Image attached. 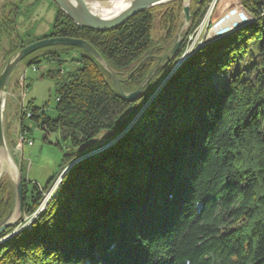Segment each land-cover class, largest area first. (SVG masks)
<instances>
[{
	"label": "trees",
	"instance_id": "16d2710c",
	"mask_svg": "<svg viewBox=\"0 0 264 264\" xmlns=\"http://www.w3.org/2000/svg\"><path fill=\"white\" fill-rule=\"evenodd\" d=\"M212 1L195 0L191 30ZM181 4L105 32L80 28L58 10L44 39L89 42L125 92H134L173 46ZM162 7L168 10L159 35L154 12ZM237 7L254 21L246 25V14L236 11L233 30L244 27L206 44L172 73L183 46L133 101L119 96L82 49L57 46L81 51L82 67L49 76L57 81L55 119L33 103L28 120L46 133L45 143L57 134L69 152L43 187L30 189L23 177L21 223L60 184L29 227L15 233L18 224L0 236V264H264V2L218 0L210 25ZM20 16V4L11 5L0 23V44L6 40L13 53L27 46L13 39ZM40 58L59 62L60 52L41 49L23 62L36 67ZM29 132L21 121L24 138ZM56 146L62 150L59 140ZM14 204L12 182L2 181L0 224Z\"/></svg>",
	"mask_w": 264,
	"mask_h": 264
},
{
	"label": "rangeland",
	"instance_id": "374dc122",
	"mask_svg": "<svg viewBox=\"0 0 264 264\" xmlns=\"http://www.w3.org/2000/svg\"><path fill=\"white\" fill-rule=\"evenodd\" d=\"M88 1H108V0H88ZM177 1L182 2L181 4L182 10L180 12V20H179L178 30L175 36V42L178 38L177 36H178L179 28L185 26L184 25L185 20L183 16L184 4L182 0H177ZM217 1L218 0H214L212 1V3L209 4L204 18L202 19L199 27L195 30H191V28L194 19V14L198 13L199 6L196 5L195 0L191 1L190 4L191 15H192L191 24L189 27L185 26L181 34V37H185L181 48L184 46L185 49L179 61L174 66L172 73L177 72L179 68L182 67L184 63L197 50L204 47L206 44L213 42L214 40H218L226 36L227 34L232 33L235 25V23L232 20V15L236 11L242 10L246 14L249 20L246 25L254 21V17L248 11H246L242 7H237L235 8L237 10L230 13L222 23H220L216 28L212 29L214 25L211 26L210 21L212 19V14L214 12V8ZM256 1L264 2V0H256ZM15 4H20L21 16L17 20L16 35L13 37V39L15 37H18V41H24V42L26 41L27 46H29L37 41L43 40L44 37L49 36L53 27L54 19L57 15L58 10H60L53 1L1 0L0 23L2 22L3 19L6 18L5 16L8 15L11 5L14 6ZM177 6L178 4L175 5L176 10L179 9ZM167 10H168L167 7H162L161 9H158L154 12L155 34L162 35L164 33V31L163 32L161 31V25L163 19L165 18ZM242 27H239L238 29ZM227 30H232V31L218 37H213L215 31L220 34ZM16 45H19V42H17ZM51 48L52 51L60 52L59 62H49L44 58H40L38 60V64L36 67L35 66L29 67L25 62L21 61L13 69L7 85L8 94H7V104L5 111V132H6L7 144L13 158L16 159L18 168L22 169V175L25 178V180L28 182L30 189L35 184L43 187L49 179H51L52 177H57L61 171L63 156L69 152L68 146H66L65 143L60 140L57 134H50L48 136V140L50 142L49 143L44 142L43 138L46 135V133L41 131L36 123L28 120V117L30 116V108L34 103L35 106L45 111L47 116H49L52 119H55L57 116L55 111L56 108L55 88L57 81L49 76L54 72L55 73L60 72L61 75L72 73L82 67L81 64L79 63V60L82 55L81 51L79 50L67 51L59 47H55V48L50 47L49 49ZM20 50L14 53L10 51L9 44L7 43L6 40H4L2 44H0V74L4 70L7 63L15 55H17V53ZM148 83L143 87V90L148 85ZM21 121L25 122L26 126L30 128V132L27 135L28 138L27 141L33 142L32 145H29L27 141L22 140L25 136L24 134H21ZM58 140L61 142L62 150L56 146V142ZM23 143L25 144L23 145ZM8 180H10L9 176L4 175L1 180L0 187L2 181H8ZM59 181H60L59 179L56 180L52 188L47 193H45L44 200L40 208L30 217H26L24 219L25 223H21V224L19 223V226L15 229L16 232H19L24 228L29 227L31 225V220L34 219L35 216L37 218V216H39L41 213L44 212L46 208V202L47 200L50 201L53 195L55 194L57 189L56 190L54 189L55 187L58 188ZM14 193H15V186H14ZM44 204H45V208H43Z\"/></svg>",
	"mask_w": 264,
	"mask_h": 264
},
{
	"label": "water",
	"instance_id": "95a60500",
	"mask_svg": "<svg viewBox=\"0 0 264 264\" xmlns=\"http://www.w3.org/2000/svg\"><path fill=\"white\" fill-rule=\"evenodd\" d=\"M1 1V0H0ZM53 1L58 8L70 19L74 22V24L80 28H85L93 31H111L114 29L119 28L120 26L124 25L128 20H130L132 17L136 16L137 14H140L142 12L152 10L158 6H163L169 3H172L177 0H129V4L127 7L119 13L117 16L112 18H103L96 14H94L86 5V0H51ZM111 1V0H108ZM108 1H95V2H108ZM183 4V16H184V25L189 27L192 20L191 15V8L190 0L188 3H186L184 0ZM237 9L232 10L229 12L225 17L220 19L213 27H217L220 23L224 21V19L233 11ZM182 26L179 28L178 31V38L176 42L174 43L173 47L167 51L159 60V64L150 72L148 77L146 78V81L144 84L138 88L134 92H125V90L122 87L121 79L118 77L116 72L110 67V65L106 62V60L102 57V55L97 51V49L91 45L89 42L81 39H72V38H64V37H52L43 39L40 41H37L22 50H20L17 55H15L5 66L4 70L0 74V91H1V98L4 97V95L8 94V81L10 78V75L13 71V69L26 57L31 55L32 53L45 49L50 47H57V46H70V47H77L82 49L84 52H86L88 55H90L101 67L102 69L109 74L111 79L114 82L115 90L119 94V96L126 101H133L135 100L142 92L143 87L152 79V77L163 67L169 64L171 61L174 60L177 53L179 52L185 37H181L182 31L184 30V27ZM236 30H233L234 32ZM7 104V98L4 102V108H6ZM5 123V110L4 112H0V148H5L7 151H10L8 144L6 143L5 135H4V124ZM23 141H27L28 139L23 138ZM29 145H32L33 142L27 141ZM32 143V144H30ZM25 143H23L24 145ZM22 145V146H23ZM15 164L18 168L16 159ZM80 161V160H79ZM78 163V161L76 162ZM19 176L16 181H12V183L15 186V204L14 209L12 213L10 214L9 218L0 225V236L6 232L9 228L16 227L19 223L22 221V215H23V204H24V189H23V175H22V169L18 168ZM3 177L0 178V183ZM60 184V181L58 182V186ZM57 188L55 187L54 190ZM51 196V195H50ZM50 198V197H49ZM49 200H47L46 205L48 204ZM43 208H45V204L43 205ZM36 219V216L34 219L31 220V223ZM15 233H17L15 231Z\"/></svg>",
	"mask_w": 264,
	"mask_h": 264
},
{
	"label": "bare ground",
	"instance_id": "6f19581e",
	"mask_svg": "<svg viewBox=\"0 0 264 264\" xmlns=\"http://www.w3.org/2000/svg\"><path fill=\"white\" fill-rule=\"evenodd\" d=\"M184 1L188 3L190 0ZM128 4L129 0H111L108 2H95L86 0V5L90 11L103 18H112L117 16L127 7ZM6 98L7 93L1 98L0 91V112H4V110L6 111V108H4V102ZM4 135L6 139L5 125ZM4 175H8L9 178L16 181L19 176V171L11 152L7 151L5 148H0V178Z\"/></svg>",
	"mask_w": 264,
	"mask_h": 264
},
{
	"label": "built area",
	"instance_id": "2783aa9c",
	"mask_svg": "<svg viewBox=\"0 0 264 264\" xmlns=\"http://www.w3.org/2000/svg\"><path fill=\"white\" fill-rule=\"evenodd\" d=\"M22 140H24V139H22ZM30 144H32V143H30Z\"/></svg>",
	"mask_w": 264,
	"mask_h": 264
}]
</instances>
